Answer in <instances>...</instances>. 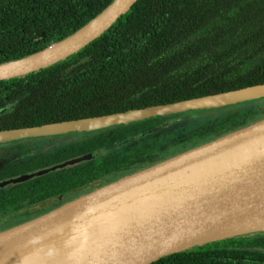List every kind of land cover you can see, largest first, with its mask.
Masks as SVG:
<instances>
[{"label":"trees","instance_id":"obj_1","mask_svg":"<svg viewBox=\"0 0 264 264\" xmlns=\"http://www.w3.org/2000/svg\"><path fill=\"white\" fill-rule=\"evenodd\" d=\"M111 1L0 0V63L69 36ZM258 85H264V0H137L87 47L46 69L0 81V94H35L34 102L39 104L26 106V117L8 121L9 126H33ZM260 116L206 125L178 144L186 142L182 150L194 148ZM138 128H119V136ZM181 149L125 158L123 173L167 159ZM152 264H264V234L194 247Z\"/></svg>","mask_w":264,"mask_h":264},{"label":"water","instance_id":"obj_2","mask_svg":"<svg viewBox=\"0 0 264 264\" xmlns=\"http://www.w3.org/2000/svg\"><path fill=\"white\" fill-rule=\"evenodd\" d=\"M136 1L112 0L69 36L0 63V81L65 60L101 36ZM261 97L264 85L1 132L0 140L104 130L178 114L191 116ZM95 154L0 186L76 165ZM253 234H264V118L97 187L22 225L1 230L0 264H152L194 247Z\"/></svg>","mask_w":264,"mask_h":264},{"label":"flooded vegetation","instance_id":"obj_3","mask_svg":"<svg viewBox=\"0 0 264 264\" xmlns=\"http://www.w3.org/2000/svg\"><path fill=\"white\" fill-rule=\"evenodd\" d=\"M261 98L264 99V97ZM37 99L35 94L20 93L19 91L0 94V133L55 124L9 126L8 121L10 119L26 117V106L38 103L37 101L34 102ZM257 112L263 119L264 108H259ZM175 117L167 116L165 121L158 117L97 131L1 139L0 183L33 174L53 165L64 164L68 160H73L88 153L96 154L76 165L56 169L13 185L0 186V230L22 225L80 195L132 173H123L126 164L124 162L125 158L134 159L135 155L138 154L146 155L155 152L163 154L173 149H181L186 142L182 146L178 143L195 131L190 132L189 136H179L182 138L170 147H157L154 142L148 143L145 141L140 145H134L135 137L149 134L152 130L158 129L159 126L166 127L165 123L162 122ZM238 118H228L225 123L233 122ZM152 120L156 121L153 125L150 127L145 125V122ZM133 125H139L140 128L126 136H119V128ZM128 141H132V144L128 143L127 147L119 150L120 146ZM82 149L84 150L82 151ZM177 153L179 152L175 154Z\"/></svg>","mask_w":264,"mask_h":264},{"label":"rangeland","instance_id":"obj_4","mask_svg":"<svg viewBox=\"0 0 264 264\" xmlns=\"http://www.w3.org/2000/svg\"><path fill=\"white\" fill-rule=\"evenodd\" d=\"M259 108H264V99H252L250 101L228 106L222 108H208L205 110H200L195 114L188 116L187 114L172 115L176 116L174 119H169V121L162 122L165 123L166 127H160L158 129L152 130L149 134H145L139 137H135L134 145H140L143 141L151 143L154 142L157 147L159 146H171L176 143V141L182 137L179 136H189V133L206 125L219 124L221 122H226L228 118L231 117H256ZM162 121H165V117H161ZM132 141L123 143L120 146L121 150L123 147H127L128 143L132 144Z\"/></svg>","mask_w":264,"mask_h":264}]
</instances>
